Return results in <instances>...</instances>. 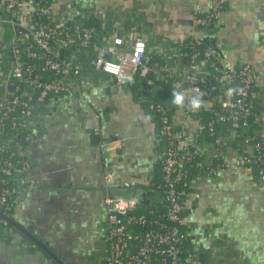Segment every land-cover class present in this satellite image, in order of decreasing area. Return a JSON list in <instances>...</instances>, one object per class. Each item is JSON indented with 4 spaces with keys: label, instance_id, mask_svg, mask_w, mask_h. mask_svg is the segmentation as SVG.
I'll return each instance as SVG.
<instances>
[{
    "label": "crops",
    "instance_id": "0c3cea01",
    "mask_svg": "<svg viewBox=\"0 0 264 264\" xmlns=\"http://www.w3.org/2000/svg\"><path fill=\"white\" fill-rule=\"evenodd\" d=\"M211 2L82 0L78 7L91 14L92 26L102 21L109 27L124 23L128 29L135 27L146 41L209 36L220 61L253 69L251 128L264 139V0H223L215 26L206 31L195 28V7L206 14ZM62 8L59 0L51 14ZM160 67L158 60L151 65L147 91H155L151 89L163 75ZM174 93L182 96L180 103ZM167 95L176 105L173 124L195 138L198 120L188 109V89L175 83ZM158 120L134 90L111 78L91 86L78 99L61 97L55 111L42 118L46 129L42 144L27 149L31 168L26 195L14 205L12 217L48 243L66 264H103L109 227L105 199L140 198L142 193L149 201L155 197L162 161ZM232 129L231 125L220 129L221 149L211 139H197L200 160L214 170L192 176L185 200L191 264H264V176L254 167L233 166L239 154L251 147L233 139ZM92 130L102 138L101 145L93 146ZM0 264L56 263L14 232L0 235Z\"/></svg>",
    "mask_w": 264,
    "mask_h": 264
},
{
    "label": "built area",
    "instance_id": "2783aa9c",
    "mask_svg": "<svg viewBox=\"0 0 264 264\" xmlns=\"http://www.w3.org/2000/svg\"><path fill=\"white\" fill-rule=\"evenodd\" d=\"M58 1L0 0V212L11 216L14 205L26 195L31 168L27 149L43 142V116L55 111L61 97L78 99L91 86L111 78L134 90L139 102L159 115L162 174L149 205H142L139 197L105 199L109 227L104 263L191 264L186 251L185 200L191 188L186 165L195 162L205 168L203 173L214 170L196 160L202 155L198 140L211 139L221 149L220 129L231 125L232 138L251 147L233 166L254 167L264 176V139L252 132L250 120L253 69L216 61L215 51L194 35L146 41L124 23L109 27L102 21L92 26L91 14L78 7L82 0H63L61 11L51 14ZM223 8V0H212L206 14L196 6L193 26L211 30ZM157 60L163 75L156 88L149 89L160 91L159 95L145 85ZM175 83L186 86L189 103L199 101L193 112L198 120L193 139L172 121L176 105L167 89ZM141 208L152 217L138 214ZM14 232L0 219V235Z\"/></svg>",
    "mask_w": 264,
    "mask_h": 264
},
{
    "label": "water",
    "instance_id": "95a60500",
    "mask_svg": "<svg viewBox=\"0 0 264 264\" xmlns=\"http://www.w3.org/2000/svg\"><path fill=\"white\" fill-rule=\"evenodd\" d=\"M217 57V55H215ZM225 66H230L228 62H223ZM197 107L193 106V103H190L188 106V109L190 112H195ZM92 138V144L93 146H99L102 144V138L95 135V130H92L90 133ZM140 203L142 205H149L150 201L147 198V195L145 193H142L140 195ZM0 219L4 220L14 231L17 233H20L22 236L30 240L35 247L39 248L41 251H43L46 255H48L56 264H66L61 258H59L56 253L51 249L50 245L48 243H45L41 241L36 235H34L30 230L25 228L23 225H21L18 221H16L13 217L7 216L0 212ZM31 251L35 252V248L31 249Z\"/></svg>",
    "mask_w": 264,
    "mask_h": 264
},
{
    "label": "trees",
    "instance_id": "16d2710c",
    "mask_svg": "<svg viewBox=\"0 0 264 264\" xmlns=\"http://www.w3.org/2000/svg\"><path fill=\"white\" fill-rule=\"evenodd\" d=\"M202 42H203V45H204L205 47H210V48H212V49L214 50V46H213L212 41L210 40V37H209V36H206V37L202 38ZM215 55H216V53H215ZM215 59H216V61H220L217 57H216ZM150 111H152V112L155 113L156 117L159 119L158 121H159V124H160V118H159V115L157 114V112H156L155 110H153V109H150ZM206 118H207V120H210V119H211V116H210V115H206ZM251 118H252V117H251ZM250 120H251V119H250ZM260 139H261V138H259L258 140H260ZM196 160L200 161V157H198ZM204 169H205V168H204ZM204 169H201V168L196 167L195 162H190V163H188V164L186 165V170H187V171L189 172V174H190V178H189L190 180H191L192 176H194L195 174L203 173V170H204ZM161 174H162V172L160 173L158 179L161 178ZM158 181H159V180H158ZM158 181H157V182H158ZM137 213H138V214H147V215H149L150 218L152 217V215L148 213V210H147L146 208H141V209H139V210L137 211ZM11 217H12V215H11ZM103 264H105V263L103 262Z\"/></svg>",
    "mask_w": 264,
    "mask_h": 264
},
{
    "label": "clouds",
    "instance_id": "9594fccd",
    "mask_svg": "<svg viewBox=\"0 0 264 264\" xmlns=\"http://www.w3.org/2000/svg\"><path fill=\"white\" fill-rule=\"evenodd\" d=\"M174 96H175V102L176 103H180L181 100L183 99L182 96L178 93H174ZM193 106L194 107H199V101L198 100H194L193 101Z\"/></svg>",
    "mask_w": 264,
    "mask_h": 264
}]
</instances>
